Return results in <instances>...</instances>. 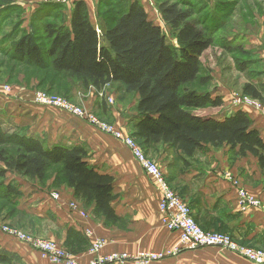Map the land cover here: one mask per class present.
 Returning <instances> with one entry per match:
<instances>
[{
    "label": "crops",
    "instance_id": "0c3cea01",
    "mask_svg": "<svg viewBox=\"0 0 264 264\" xmlns=\"http://www.w3.org/2000/svg\"><path fill=\"white\" fill-rule=\"evenodd\" d=\"M77 1L87 4L95 25L97 6L101 0H73L67 6V26H70L73 2ZM36 3L38 0L18 2L25 11L27 10V16L26 12L24 15V26L27 29ZM45 4L50 6L53 3ZM142 4L150 20L155 23L151 18L154 15H150L153 12L146 8L148 3L144 0ZM41 8L44 9L42 13L51 12L49 7ZM48 16L53 19L52 14ZM247 43L249 47L255 48L264 45L260 37H248ZM254 55L255 58L247 62L239 85H242V82L253 85L259 94L258 100L264 103V49H259ZM235 72L230 71V75ZM227 74L228 68L222 69L219 76L214 74L210 87L207 88L213 98L222 99V107L199 110L194 114L224 120L233 112L244 111L264 139V114L255 108L235 104L236 97L244 93V88L231 86L226 79ZM3 88L4 85L0 84V120L4 122L3 124L0 121L2 125L14 122L25 129L29 136L44 139L49 147H85L90 154L89 164L99 173L108 174L115 180L116 200L112 207L119 220L114 224L107 222L104 217H97L94 214L95 204L77 199L74 190L66 186L53 188L49 183L41 184L38 181L9 175L13 186L17 185L24 196L22 211L25 221L21 222L22 228L68 248L75 253L74 256L81 264H88L91 260L89 249L93 238L106 240V246L102 250L104 255L164 251L180 244L179 234L169 232L163 225L159 212L161 190L158 184L145 173L128 148L77 117L61 110L36 105L32 87L14 85L6 92ZM74 97L76 103L97 113L126 136L136 133L139 123L137 95L127 93L118 84H112L100 94L93 88L82 92L78 87L74 91ZM212 110L219 112L206 114ZM152 148L148 155L159 164L168 183L187 203L195 221L204 231L228 233L249 247L264 250V170L260 168L257 158L251 155L240 157L237 151L231 150L227 145L205 146L190 158H185L167 145L161 144ZM55 189L61 193L59 200L51 197ZM240 190L254 195L260 200L261 206L243 212L239 204ZM73 204L76 209H73ZM89 231L92 232L93 238L87 236ZM0 264L52 263L27 244L0 232ZM154 264L252 263L231 252L210 247L185 250L177 257Z\"/></svg>",
    "mask_w": 264,
    "mask_h": 264
},
{
    "label": "trees",
    "instance_id": "16d2710c",
    "mask_svg": "<svg viewBox=\"0 0 264 264\" xmlns=\"http://www.w3.org/2000/svg\"><path fill=\"white\" fill-rule=\"evenodd\" d=\"M7 1V5L0 4V12L16 11L17 31L23 32L8 54L16 67L28 65L45 73L50 70L54 77L50 90L62 81L69 88L68 99L78 87L82 92L93 88L100 94L112 84L137 95L139 123L132 138L146 154L163 144L190 158L205 146L227 145L240 157L257 158L264 170V139L247 113L236 111L224 120L194 114L218 109L223 101L213 98L207 89L195 88L197 83L202 87L211 84V76H201V57L214 40L193 19L194 8L187 0H156L163 22L176 35L179 49L173 48L160 25L150 20L141 0H129L126 8L118 7L122 2L101 0L95 25L83 1L73 2L70 26L66 5L43 4L31 15L28 29L20 0ZM41 7H49L51 12L42 13ZM5 15L0 17V26L8 17ZM36 30L41 34L38 37ZM248 61L242 64V70ZM244 95L260 98L251 84L245 85ZM89 156L85 147H49L44 139L29 136L15 124L8 129L0 123V180L15 175L44 184L56 168L55 185L74 190L77 199L95 204L97 217L115 224L119 220L112 207L115 180L91 166ZM3 187L1 199L15 202L21 196L12 184Z\"/></svg>",
    "mask_w": 264,
    "mask_h": 264
},
{
    "label": "rangeland",
    "instance_id": "374dc122",
    "mask_svg": "<svg viewBox=\"0 0 264 264\" xmlns=\"http://www.w3.org/2000/svg\"><path fill=\"white\" fill-rule=\"evenodd\" d=\"M11 1L13 0H10V2ZM113 1L115 3L122 2L121 6H118V7L124 6V8H126L128 6L127 4H129L130 2L129 0H113ZM141 1L143 3L144 0H141ZM145 1L148 3L146 5V8L147 7L149 8V12L156 13V14L151 13L150 15L152 16L154 15L151 18L155 21L156 24L160 25L164 34L167 37L168 43L173 48L179 49V44L176 39V35L163 22L162 17L157 9L156 0H145ZM187 1L189 2V5L193 6L194 8L195 15L193 19L198 20L197 22L198 26L204 29L206 33L209 34V36L214 40V44L211 47V49H209L201 57V66H202L201 76L202 77L203 76L213 77L214 74L216 76H219L220 71L222 69L228 68V74L226 76V79L229 82V84L231 86H234L235 88H244V86L246 85L245 82H242V85H239V81L243 77L242 74L245 71V70H242V64H244L246 60H251L255 58L254 54L259 52V49L260 50L264 49V45H261V47H258L259 48L258 49V48H255L254 46L253 47L250 46L251 47L250 48L247 43L248 37H257V38L260 37L264 41V0H187ZM7 3H8L7 0H0L1 5L2 4L7 5ZM41 4H45V3H43L42 0H38V3L35 4L37 6L34 9L35 10L39 9ZM5 14H7L8 17L3 18L5 22L2 26H0V84L4 85L3 90L5 92L8 91V89L11 90V87L14 85H20V84L27 85L33 88L34 97H35V94L40 92V93H44L51 97L61 98L63 100L70 102L71 104L81 106L79 103L75 102L76 99L74 96L73 97L71 96V99L70 98L68 99L69 97L68 89L69 88H67L66 83H63L62 81L57 82V88H53V90H50L51 89L50 85L54 79L53 74L50 72V70L46 71L45 73L42 71H37L33 67H30L28 65H23V66L21 65V66L16 67V65L10 60L11 58L8 56V54H11L10 51L13 48L12 44L18 42V39L20 40V38L23 36L22 34L23 32L20 33L19 31H17L16 26H18L17 24L19 22V19H17L18 13L16 11L10 12V13L0 12V17L1 15H5ZM26 16H27V12H26ZM37 27L39 26L37 25ZM39 35H41L40 31H37L36 37H38ZM42 44L44 43L42 42ZM243 69H245V67ZM232 70H235L236 72L230 75V71ZM223 77L225 76L223 75ZM42 79L44 80L41 84L40 81ZM233 81L238 82V84H234ZM209 87L210 85H208V87L207 86L202 87L200 83H197L195 85L196 89L202 90V91L206 90ZM239 96L243 98L252 99L250 96L244 95L243 92L240 93ZM259 102L261 103V106L264 108V103L262 101H259ZM39 106H44V105H39ZM44 107L53 108L50 106H44ZM215 112H219V110L214 111V112L213 110L212 112L207 111L206 114H214ZM93 113L102 122L110 124L104 118L99 117L97 113L95 112ZM201 113L205 114V112H201ZM1 123L4 124L3 121H1ZM14 124H15L14 122H9L7 124L5 123L4 127L11 129L13 128ZM138 145L140 146L139 143ZM140 148L142 151H144L142 146H140ZM146 156L149 158L150 161L156 163L159 166V164L155 160L150 158L148 154H146ZM56 171L57 169L54 168L50 172L47 178L49 180L46 181L45 183L51 184L53 188H60L61 186H57L54 184ZM12 183L13 181H11V177L9 175L7 178L0 180V189H1L0 192L4 188L3 186H6L8 184L11 185ZM169 186L174 192H176L170 184ZM15 188L19 190L17 185L15 186ZM54 191L55 192L52 194H57L59 195V198H60L61 193L59 192V190L55 189ZM246 192L252 195L248 191ZM20 194L21 196L15 202H10L9 200L5 201L4 199L0 198V228L6 227L12 231L20 232L31 238L53 242L54 244L58 245L60 248L66 251H69L68 248L63 247L57 242L52 241L50 239L40 237L38 235H35L29 231H26V229L20 226L21 222L25 221V217L23 216L24 214L22 211L24 210L23 204L25 203L23 200L24 196H22L23 195L22 192H20ZM75 207L76 206L74 205L73 209H76ZM0 232L9 236L4 231L0 230ZM205 232L224 234V235L231 237L237 243L247 246L239 242L238 240H236L232 235L228 233L217 232V231H206V230ZM256 250H259V249H256ZM39 253L42 255L43 258L47 260V258L44 257L41 252Z\"/></svg>",
    "mask_w": 264,
    "mask_h": 264
},
{
    "label": "built area",
    "instance_id": "2783aa9c",
    "mask_svg": "<svg viewBox=\"0 0 264 264\" xmlns=\"http://www.w3.org/2000/svg\"><path fill=\"white\" fill-rule=\"evenodd\" d=\"M43 3H54L70 5L73 0H42ZM9 90V89H8ZM34 102L38 105L50 106L77 117L92 127L98 129L107 136L121 142L133 154L147 175L155 180L161 190V200L159 212L163 225L169 232L179 234L180 244L172 249L156 252H136V253H111L102 254L106 246V240L93 238L92 232H87V236L92 239L89 249L91 260L88 264H154L169 258L177 257L185 250H196L201 248L215 247L240 256L252 264H264V251L256 250L234 241L231 237L205 232L195 221L191 209L174 192L166 181L165 174L160 167L149 160L144 151L141 150L136 140L126 136L121 130L111 124L102 122L93 112L57 97H51L44 93H37ZM111 103L113 101H110ZM237 106L245 105L257 109L264 114V108L258 100L237 96L235 99ZM239 204L243 212L249 208L260 207L261 202L255 196L248 194L245 190L239 191ZM54 200H59V195L52 194ZM74 208V205H72ZM9 236L27 244L34 250L41 252L52 264H81L79 259L69 251L60 248L53 242L43 241L28 237L20 232L12 231L6 227L0 228Z\"/></svg>",
    "mask_w": 264,
    "mask_h": 264
}]
</instances>
